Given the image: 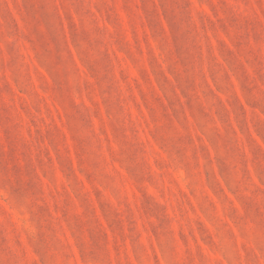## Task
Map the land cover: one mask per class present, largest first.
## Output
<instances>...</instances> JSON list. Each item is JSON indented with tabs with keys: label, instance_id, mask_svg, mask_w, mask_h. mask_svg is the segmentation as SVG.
Returning <instances> with one entry per match:
<instances>
[{
	"label": "rangeland",
	"instance_id": "1",
	"mask_svg": "<svg viewBox=\"0 0 264 264\" xmlns=\"http://www.w3.org/2000/svg\"><path fill=\"white\" fill-rule=\"evenodd\" d=\"M0 264H264V0H0Z\"/></svg>",
	"mask_w": 264,
	"mask_h": 264
}]
</instances>
